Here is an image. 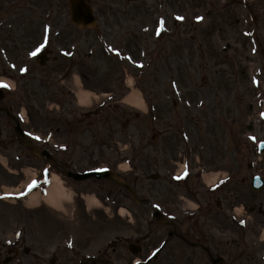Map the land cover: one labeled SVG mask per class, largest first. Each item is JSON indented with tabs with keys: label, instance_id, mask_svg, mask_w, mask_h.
<instances>
[{
	"label": "rangeland",
	"instance_id": "rangeland-1",
	"mask_svg": "<svg viewBox=\"0 0 264 264\" xmlns=\"http://www.w3.org/2000/svg\"><path fill=\"white\" fill-rule=\"evenodd\" d=\"M12 1L16 4L13 12L19 17L13 30L0 29V49L6 48L8 54L0 55L5 62L0 61V80L10 83L11 86L5 87L16 99L13 101L17 103L15 110L19 116L25 109L29 122L25 119L23 127L34 138L43 136L37 142L40 147L55 153L63 164L74 166L75 171L106 164L129 185L136 183L140 197H149L155 205L165 208L174 205L179 195L190 200L193 196L184 193L183 187L169 184L179 169L174 163H180L182 156L193 164L195 155H203L206 170L224 167L226 170H220L233 173L231 182L220 193L221 198L227 199V206H244L247 210L250 205L264 204V190L250 191L253 176H264V158L256 171L247 167L258 161L257 144L264 138V14L260 0L248 2L254 10H246V3L240 0H89L98 25L88 31L70 26L68 0ZM1 9L5 10L3 2ZM49 17L52 23L47 22ZM7 18L11 15L7 14ZM178 23L181 27L175 28ZM50 27L51 39L47 33ZM162 31L165 34L160 38ZM47 40L53 43L52 56L40 67L36 60ZM227 45L230 50L224 49ZM62 49L77 52L74 59L78 62L73 72L81 74L86 85L98 92L111 88L117 98L123 94L126 76L134 77V83L150 101L149 115L133 120L123 109L119 114L105 110L94 116L95 109L84 111L87 115L80 114L74 109L72 97L64 94L70 87L66 69L71 63L68 58H61ZM54 57L58 60L54 61ZM74 82L80 97L81 82L77 77ZM172 83L181 84L180 90L189 95H183L185 99L163 95L171 91L167 85ZM84 93L87 106L103 98L94 92ZM130 93L137 94L135 89ZM124 101L140 110L146 109L142 99L136 105L126 98ZM172 102L180 106L175 109ZM66 111L68 114H63ZM49 122L59 127L58 133L50 132ZM126 122L129 123L124 125ZM154 135L156 139L151 143ZM16 156L21 160L17 161ZM127 160L135 167L130 172H121L117 165ZM25 165L41 170L46 160H35L18 143L0 148V187L18 185L23 176L16 170ZM234 165L239 166L236 174ZM158 172L160 180H147L148 175ZM66 181L77 195L60 183L62 194L58 197L49 198L51 185L47 195L36 192L24 201L28 208L48 205L57 214L44 208L29 212L22 203L6 202L0 196V241L17 234L23 227L34 253L44 249L46 255L52 252L51 247L56 250L60 247L56 264H80L85 255H96L99 250L107 249L108 242L117 236L142 239L144 258L166 240L168 228L152 223L149 229L144 213L147 216L150 209L134 205L123 191L108 187L111 198L121 203L119 207L126 208L120 211L123 216H118L117 204L113 206L106 199L107 190L90 181L81 184ZM191 184L197 185V182ZM196 189L197 186H191L192 192ZM81 192L96 193L102 205L90 216L85 215L83 199L78 195ZM198 193V199L206 203L202 187ZM74 203L77 211L73 218L60 215L70 214ZM126 210L133 213L131 223L127 222ZM43 221L55 223L53 237L39 234ZM228 222L223 219V224L215 226L213 250L225 255L227 264H264L261 251L264 245L254 240L253 235L248 242L239 235L236 245H226L228 234L223 228ZM84 224L89 228L83 229ZM182 229L186 230L187 225ZM231 230L237 233L233 227ZM78 233H81L79 238ZM70 239L74 240V253L69 251ZM111 257L116 264H132L136 260L123 248ZM52 259V255L44 256L41 263L50 264ZM19 260L10 264H37L24 255ZM152 264L208 262L200 250L172 239Z\"/></svg>",
	"mask_w": 264,
	"mask_h": 264
},
{
	"label": "flooded vegetation",
	"instance_id": "flooded-vegetation-1",
	"mask_svg": "<svg viewBox=\"0 0 264 264\" xmlns=\"http://www.w3.org/2000/svg\"><path fill=\"white\" fill-rule=\"evenodd\" d=\"M1 2L4 3L5 10L1 9ZM15 8L16 4H14L12 0H0V29H2L3 27L7 28L9 31L14 29V23L18 21L17 18L19 17L13 12ZM7 14L11 15L10 19L7 18ZM73 62L76 63L78 61H75V59H73ZM10 103V97L5 93H1L0 91V145H12L15 141L14 133H9V129H14L15 124H17L18 120L13 114L14 108L13 106H10ZM111 195L112 194L108 193L109 198L111 197ZM211 197L214 198L213 192ZM116 207L117 210L119 206ZM211 211L212 210H209L208 214H211ZM191 219H193V217ZM20 242L21 241H19L16 245H13V249H10L8 251L9 253H11V256L15 255L16 251H19L18 248L20 249L22 247ZM23 242H26V238H23ZM113 251L114 253L117 252L115 248L113 249ZM107 257L108 258H106L105 260H102L103 258H100V260L97 261V264H109L110 256L108 255Z\"/></svg>",
	"mask_w": 264,
	"mask_h": 264
},
{
	"label": "water",
	"instance_id": "water-1",
	"mask_svg": "<svg viewBox=\"0 0 264 264\" xmlns=\"http://www.w3.org/2000/svg\"><path fill=\"white\" fill-rule=\"evenodd\" d=\"M70 3V7H71V12H72V21L73 23L80 27V28H87V27H93L95 25V20L93 17V13H92V9L91 6L86 4L83 0H69ZM21 138L24 141V144L33 152V154L37 157H43L46 156L48 158L49 161L51 160V155L46 152V151H40L36 148H34L31 143L29 142V140L25 137H23V135L21 136ZM68 177H72L75 180H84L90 177H96L98 179H104V178H108V179H112L118 183H121L118 179L115 178V176L112 173L109 172H94V173H88L85 175H74L71 173L67 174ZM151 178L156 179L157 176H152ZM123 185V184H122ZM263 186V181L261 180H257L256 182L253 183V188L254 189H259ZM129 189V188H128ZM133 199L136 202H141L139 201V199L136 197V195L129 189ZM156 218L158 221L163 222V218L159 215V213H156Z\"/></svg>",
	"mask_w": 264,
	"mask_h": 264
},
{
	"label": "bare ground",
	"instance_id": "bare-ground-1",
	"mask_svg": "<svg viewBox=\"0 0 264 264\" xmlns=\"http://www.w3.org/2000/svg\"><path fill=\"white\" fill-rule=\"evenodd\" d=\"M87 96L86 95H82L81 100L82 101H86ZM129 102L133 103V104H137L140 103L139 102V97L136 96L135 93L131 94L128 99ZM215 176L213 177H208V178H213L214 179ZM62 188L60 187V181L57 180V178H55L54 184L49 188V198H52V196L54 197H58L60 194H62ZM36 195L34 194L33 197H35ZM54 201V199H53ZM94 199L93 198H88V202L89 203H93ZM52 202V201H51Z\"/></svg>",
	"mask_w": 264,
	"mask_h": 264
}]
</instances>
